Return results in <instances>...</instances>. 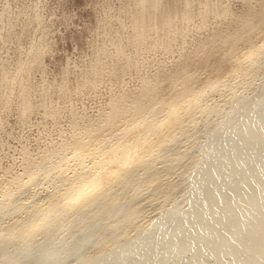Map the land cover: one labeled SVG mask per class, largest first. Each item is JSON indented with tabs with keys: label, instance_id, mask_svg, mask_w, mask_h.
<instances>
[{
	"label": "rangeland",
	"instance_id": "obj_1",
	"mask_svg": "<svg viewBox=\"0 0 264 264\" xmlns=\"http://www.w3.org/2000/svg\"><path fill=\"white\" fill-rule=\"evenodd\" d=\"M220 33L237 34L224 40ZM262 46L255 53V67L241 74L244 55ZM181 68L192 75L183 81L185 89L179 78L171 77ZM150 87L155 93L152 108L201 89L215 110L163 154L178 159L163 171L160 189L151 192L142 186L133 194L138 214L123 234L129 239L159 213L191 207L190 178L201 169L212 128L226 118L237 120L236 104L264 93V0H146L144 7L139 0H0V200L2 188L26 179L31 162H42L51 150L69 156L63 145L73 133L102 125L114 103H130ZM152 108L144 110L158 121L164 112ZM128 116H117L116 124L124 125ZM98 133L104 134L96 141L103 138L102 145L108 144V131ZM26 185L16 201L41 200L54 192L41 176ZM166 186H171L168 193ZM23 216V211L0 216V230ZM96 232L59 228L49 244L72 249L83 239L61 263L74 264L79 254L92 253L100 243ZM184 250L171 264H194L203 253L202 247ZM21 253L0 252V264H36ZM158 260L156 256L152 264Z\"/></svg>",
	"mask_w": 264,
	"mask_h": 264
},
{
	"label": "bare ground",
	"instance_id": "obj_2",
	"mask_svg": "<svg viewBox=\"0 0 264 264\" xmlns=\"http://www.w3.org/2000/svg\"><path fill=\"white\" fill-rule=\"evenodd\" d=\"M139 1L144 7L146 0ZM236 34L218 36L227 40ZM262 50L263 46L244 55L247 64L239 69L241 74L255 67V53ZM172 76L183 82L192 75L181 68ZM148 89H141L130 103H114L102 125L73 133L63 145L69 156L59 157L51 150L42 162L28 164L25 180L2 188L0 216L12 211H23L25 216L15 217L0 230L1 253L22 252L21 257L36 264H61L85 242L80 239L72 249L50 245L56 230L66 228L71 233L94 230L101 236L94 251L79 254L74 264H152L156 256L157 264H171L189 246L203 248L197 264H264V93L250 102H236L239 118H226L212 128L201 169L190 178L191 207L164 216L159 213L138 226L143 230L139 236L123 237L138 214V207L132 205L133 194L142 186L151 192L160 189L163 171L178 159L174 153L163 154L171 152L180 135L215 110L205 102L201 89L152 108L155 93ZM142 96L150 101L143 102ZM146 108L162 110L163 117L150 118L151 110ZM126 112L125 124H116L115 118ZM101 128L108 131L106 145H102L103 138L96 141L103 137L104 133H98ZM39 176L52 183L54 192L38 201H16L18 191ZM164 189L168 193L171 186ZM147 203L155 206L153 200ZM119 225L122 229L116 231ZM142 250L149 251L139 256Z\"/></svg>",
	"mask_w": 264,
	"mask_h": 264
}]
</instances>
